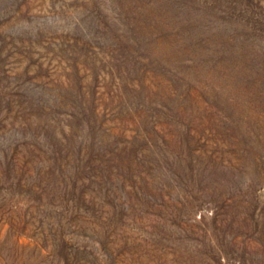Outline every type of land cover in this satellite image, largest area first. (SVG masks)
Segmentation results:
<instances>
[{
  "label": "rangeland",
  "instance_id": "374dc122",
  "mask_svg": "<svg viewBox=\"0 0 264 264\" xmlns=\"http://www.w3.org/2000/svg\"><path fill=\"white\" fill-rule=\"evenodd\" d=\"M0 264H264V0H0Z\"/></svg>",
  "mask_w": 264,
  "mask_h": 264
}]
</instances>
